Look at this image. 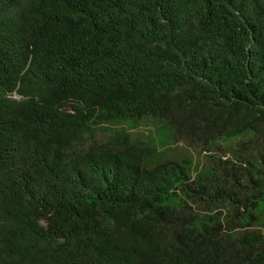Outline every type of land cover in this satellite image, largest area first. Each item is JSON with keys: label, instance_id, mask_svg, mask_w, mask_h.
<instances>
[{"label": "trees", "instance_id": "obj_1", "mask_svg": "<svg viewBox=\"0 0 264 264\" xmlns=\"http://www.w3.org/2000/svg\"><path fill=\"white\" fill-rule=\"evenodd\" d=\"M0 264H264V0H0Z\"/></svg>", "mask_w": 264, "mask_h": 264}, {"label": "rangeland", "instance_id": "obj_2", "mask_svg": "<svg viewBox=\"0 0 264 264\" xmlns=\"http://www.w3.org/2000/svg\"><path fill=\"white\" fill-rule=\"evenodd\" d=\"M143 132L146 133L145 130H143ZM143 132H141V133H143ZM141 133H140V134H141ZM196 147H197V148H191L190 150L193 151V152H195V151H199V150L201 149L200 146H196ZM195 153H196V152H195Z\"/></svg>", "mask_w": 264, "mask_h": 264}]
</instances>
